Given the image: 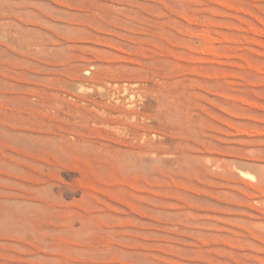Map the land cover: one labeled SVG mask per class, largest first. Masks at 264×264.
I'll return each instance as SVG.
<instances>
[{
    "label": "rangeland",
    "instance_id": "rangeland-1",
    "mask_svg": "<svg viewBox=\"0 0 264 264\" xmlns=\"http://www.w3.org/2000/svg\"><path fill=\"white\" fill-rule=\"evenodd\" d=\"M0 264H264V0H0Z\"/></svg>",
    "mask_w": 264,
    "mask_h": 264
}]
</instances>
